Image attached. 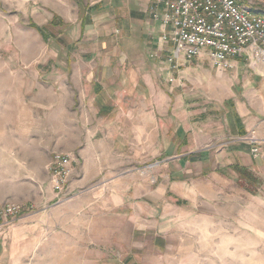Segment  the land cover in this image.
Returning <instances> with one entry per match:
<instances>
[{"label": "crops", "instance_id": "obj_1", "mask_svg": "<svg viewBox=\"0 0 264 264\" xmlns=\"http://www.w3.org/2000/svg\"><path fill=\"white\" fill-rule=\"evenodd\" d=\"M55 1L58 25L72 31L59 34L72 41L68 49L90 53L85 58L107 74L86 79L94 92L89 98L78 94L77 110H58L65 119L53 131L66 137L69 145L52 144L50 122L37 126L42 130L41 143L35 142V135L26 136L32 159L21 168L11 159L8 178L2 174V159L8 153L16 155L17 149L3 146L0 108V181L29 180L34 187V193L19 204L22 213L0 221V264H30L36 255L49 251L59 257L66 253L67 243L82 246L84 238L95 246L97 237L109 236L105 224H148V211L173 217L176 209H148L130 202L141 201L144 191L131 181H145L130 166L149 157H164L159 166L165 174L156 189L160 197L169 186L177 196L185 189L186 200L201 194L209 214L237 206L240 197L252 199L236 187L235 168L264 180V61L242 55L221 70L201 56L172 69L160 42L159 22L149 15L151 0ZM147 45L162 58L157 65L145 62ZM80 81L75 78L73 84ZM66 102L70 105L68 97ZM14 129L7 139H18ZM251 133L258 140L255 146L246 141ZM52 149L73 158L61 194L50 183ZM197 177L196 194L189 183ZM100 229L105 232L100 234Z\"/></svg>", "mask_w": 264, "mask_h": 264}, {"label": "rangeland", "instance_id": "obj_2", "mask_svg": "<svg viewBox=\"0 0 264 264\" xmlns=\"http://www.w3.org/2000/svg\"><path fill=\"white\" fill-rule=\"evenodd\" d=\"M240 1L255 15L264 13V0ZM57 5L55 0H0L3 146L17 149L16 155L3 156L4 178L12 173L11 159H16L19 168L32 159L27 155L30 140L26 136L35 135V142L41 143L42 130L37 126L50 122L52 144L61 141L64 146L69 145L66 137L61 139L53 131L59 129V120L65 119L58 110H77L80 107L78 94L84 93L89 98L94 92L93 85L84 83L86 79L107 74L106 70L101 72L94 67L90 53L68 49L72 41L59 34L71 30L58 25ZM146 47L145 62L157 65L161 57L153 51V45ZM75 78L82 80L81 84L74 85ZM66 97L70 105H67ZM14 128L18 130V139H7ZM55 153L53 150L51 160ZM163 158L149 157L145 163L130 166L133 172H140L145 178V181H131V185L141 184L144 191L141 201L137 198L130 202L148 209L158 206L166 207L167 211L176 209L173 217L168 213L162 218L159 213L148 211V224H105L109 236L100 235L95 239L96 251L94 244L90 246L84 238L86 241L82 246L67 243L66 253L60 252L59 257L50 251L44 252L36 255L38 257L30 264H264V180L253 187V193L235 182L236 187L252 199L240 197L241 203L237 206L228 205L222 213L209 214L208 204L201 194H197L198 177L192 178L193 184L189 183V187L194 185L196 190L194 200L183 199L186 198L185 189L182 196L173 194L170 186L166 194L158 195L156 189L165 174L160 172L159 166ZM180 185L186 188L185 182ZM228 189L230 191L231 187ZM33 193L34 187L29 180L3 179L0 181V207L22 204ZM105 231L100 229L99 233ZM79 248L82 251L79 252Z\"/></svg>", "mask_w": 264, "mask_h": 264}, {"label": "built area", "instance_id": "obj_3", "mask_svg": "<svg viewBox=\"0 0 264 264\" xmlns=\"http://www.w3.org/2000/svg\"><path fill=\"white\" fill-rule=\"evenodd\" d=\"M149 15L159 22L160 42L172 69L201 56L221 70L242 55L264 61V13L255 15L240 0H151ZM246 141L258 144L253 133ZM72 160L70 154L55 153L49 163L50 183L58 194L67 186ZM22 211L20 205L6 204L0 207V221Z\"/></svg>", "mask_w": 264, "mask_h": 264}, {"label": "trees", "instance_id": "obj_4", "mask_svg": "<svg viewBox=\"0 0 264 264\" xmlns=\"http://www.w3.org/2000/svg\"><path fill=\"white\" fill-rule=\"evenodd\" d=\"M235 171L239 175L238 185L250 193H253L254 186H259L263 181L261 177L253 175L244 168L236 167Z\"/></svg>", "mask_w": 264, "mask_h": 264}]
</instances>
